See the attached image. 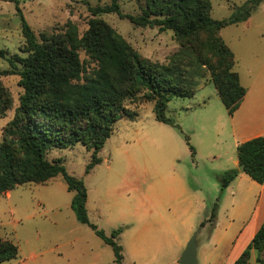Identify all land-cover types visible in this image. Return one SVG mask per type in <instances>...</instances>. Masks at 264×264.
<instances>
[{
	"label": "rangeland",
	"instance_id": "rangeland-1",
	"mask_svg": "<svg viewBox=\"0 0 264 264\" xmlns=\"http://www.w3.org/2000/svg\"><path fill=\"white\" fill-rule=\"evenodd\" d=\"M245 1L211 0V15L228 18L233 6ZM111 2L19 0V7L37 35L61 31L68 21L74 22L82 35L93 16L89 7ZM118 2L122 12L135 15L144 5L143 0ZM258 9L248 19L220 30L226 44L242 59L250 46L264 47V26L255 27L258 21L264 23V2ZM98 17L152 60L165 63L180 49L171 29L160 31L157 26L139 25L115 12ZM24 46L15 0H0V48L8 57L26 56ZM80 57L86 65L83 76L92 75L96 63L84 49ZM0 72L12 96V106L0 116L3 141L12 137L5 134L4 128L14 118L23 87L7 58L0 57ZM208 77L207 73L206 78H201V84ZM127 103L130 112L137 115L124 114L114 123L112 134L99 152L101 162L89 172L92 149L82 143L51 148L47 158H59L70 174L83 179L92 223L107 235L115 228H123L117 239L124 247V264H179L196 231L200 264L201 245L209 229L208 225L201 226V221L210 216L212 202L220 194L217 173L225 168L230 151L229 123L224 126L221 117L228 118L226 108L212 82L199 86L193 96L172 98L166 114L176 125L156 119L154 101L134 99ZM74 193L68 190L63 175L58 174L43 183L26 182L1 194L0 236L17 243L19 253L0 264H116L112 246L77 219L71 207ZM220 215L226 218L224 211ZM258 258H264V245L261 250L252 248L250 264H261Z\"/></svg>",
	"mask_w": 264,
	"mask_h": 264
},
{
	"label": "trees",
	"instance_id": "trees-1",
	"mask_svg": "<svg viewBox=\"0 0 264 264\" xmlns=\"http://www.w3.org/2000/svg\"><path fill=\"white\" fill-rule=\"evenodd\" d=\"M141 13L122 12L118 0L105 6H90L92 17L80 35L77 25L68 21L61 31H42L39 35L25 19L19 0H15L22 21L26 56H7L17 73L23 93L14 118L4 128L0 141V195L26 182H45L62 174L68 190L75 191L71 207L77 219L88 224L114 252L116 264L123 263V245L118 237L120 226L107 235L92 223L87 209L88 190L83 179L70 174L63 162L47 158L51 148H66L77 143L92 149L89 172L101 162L99 152L113 131V125L130 112L128 101H154L156 119L176 125L167 116L173 97L193 96L199 86L212 82L229 115L239 107L247 89L236 70V57L220 30L228 24L248 19L264 0H246L233 6L228 18L211 15V0H143ZM88 3V2H87ZM117 13L139 25L171 29L180 49L167 62L152 60L134 49L104 19L103 13ZM84 49L96 66L90 76L80 50ZM17 61L21 64L18 65ZM209 77L201 84L200 79ZM1 75V72H0ZM12 106V96L0 77V116ZM192 155L194 146L190 144ZM239 164L253 180L264 182V135L245 140L237 146ZM240 173L237 167L217 173L220 194L207 220L214 225L219 199L224 189ZM264 245V221L234 264H250L253 247ZM19 245L0 236V263L16 258ZM264 264V258H258Z\"/></svg>",
	"mask_w": 264,
	"mask_h": 264
},
{
	"label": "crops",
	"instance_id": "crops-1",
	"mask_svg": "<svg viewBox=\"0 0 264 264\" xmlns=\"http://www.w3.org/2000/svg\"><path fill=\"white\" fill-rule=\"evenodd\" d=\"M258 11L259 9L253 14ZM262 26L264 23L261 21L255 23L256 28ZM262 49L264 50V47L250 46L247 55L244 56L245 59L238 57L233 50L237 60L235 67L247 92L233 115H229L227 109L228 118L221 115L223 125L229 123L230 139L229 157L222 171L238 168L239 143L264 135V51L262 52ZM222 193L214 225L208 221L201 225H208L209 229L201 245L200 264H234L264 221V182L259 183L244 171H240ZM221 211L225 212L226 218L220 215Z\"/></svg>",
	"mask_w": 264,
	"mask_h": 264
},
{
	"label": "water",
	"instance_id": "water-1",
	"mask_svg": "<svg viewBox=\"0 0 264 264\" xmlns=\"http://www.w3.org/2000/svg\"><path fill=\"white\" fill-rule=\"evenodd\" d=\"M238 169L244 171V164H239ZM197 234L196 231L187 243L186 248L182 252L178 263L179 264H198L197 263Z\"/></svg>",
	"mask_w": 264,
	"mask_h": 264
}]
</instances>
